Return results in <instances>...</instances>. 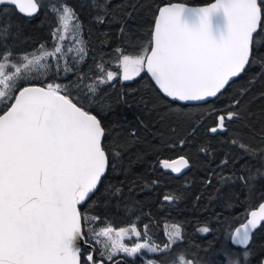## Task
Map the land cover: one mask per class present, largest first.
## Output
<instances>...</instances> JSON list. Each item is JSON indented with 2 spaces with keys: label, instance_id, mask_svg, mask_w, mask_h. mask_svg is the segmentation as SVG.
Instances as JSON below:
<instances>
[{
  "label": "snow or ice",
  "instance_id": "obj_1",
  "mask_svg": "<svg viewBox=\"0 0 264 264\" xmlns=\"http://www.w3.org/2000/svg\"><path fill=\"white\" fill-rule=\"evenodd\" d=\"M111 2L85 0L81 7H91L96 13L92 19L103 24L111 15ZM0 5L14 6L27 17L46 6L56 19L51 47L40 44L24 52L15 51L19 37L12 31V23L0 22V264H120L114 257L121 253V259L130 257L140 264H200L195 245L184 246V231L178 224L170 232L165 230L163 243L156 242L147 224L143 232L136 223L119 230L110 221L99 229L91 226L100 217L82 212V207L109 169L122 168L124 154L140 139L137 126L126 118L102 123L92 112L93 102L103 99L100 88L116 80L118 72L106 70L104 64L111 61L104 58H93L95 71L100 73L95 77L93 66L87 72L77 67L88 60L90 49L83 38L80 14L67 0H47V4L45 0H0ZM131 15L129 12V18ZM119 31L125 43L131 44L133 37L126 26L122 24ZM133 46L139 54H123L119 47L114 50L122 81L147 72L174 106L184 109L191 102L208 104L212 98L225 96L249 68L258 65L264 69V0H215L205 7L170 4L159 9L150 39ZM71 73L72 81L57 82ZM49 76L51 82L43 87H19L21 81ZM255 82L252 79L242 86L239 96ZM244 110L238 98L223 107L213 105L209 114L215 115V124L207 133L214 136L228 131V125L242 118ZM177 115L187 119L183 111ZM139 124L143 126V121ZM197 127L192 128L193 133ZM184 143L180 141L181 147ZM230 143L250 159L241 156L224 173L226 155L217 166L220 171L210 173L206 184L212 183L213 176L217 178L213 195L224 199L225 207L232 206L233 195L239 197L234 189L225 197L221 189L239 183L247 200L264 180V146L257 149L236 138ZM209 147L199 150L208 153ZM162 167L180 173L190 163L180 157L171 163L163 160ZM259 190L264 196V185ZM121 191L117 187L111 193L106 188L102 195ZM179 198L175 194L163 197L169 202ZM250 217L231 235L232 244L244 250L223 251L226 264H242L241 256L243 264H252L258 255L250 242L254 230L264 224V202ZM196 231L207 234L210 228L197 227ZM133 237L137 239L131 245L124 243L125 238ZM145 253L154 255L145 259ZM255 264H264V256Z\"/></svg>",
  "mask_w": 264,
  "mask_h": 264
},
{
  "label": "trees",
  "instance_id": "obj_2",
  "mask_svg": "<svg viewBox=\"0 0 264 264\" xmlns=\"http://www.w3.org/2000/svg\"><path fill=\"white\" fill-rule=\"evenodd\" d=\"M212 1L112 0L108 6L111 15L106 17L103 24L92 19L96 13L91 7H81L85 0H67V3L79 12L84 26L83 38L88 42L90 49L88 60L77 67L80 71L87 72L89 67L93 66L92 76L95 77L100 73L95 71L93 58H104L111 61L104 64L105 69L118 72L116 80L100 88L99 95L103 99L99 103L93 102V114L102 118V123L126 118L137 126L140 137L139 142L124 154L122 168L115 172L109 169L97 191L90 196L81 211L100 217L92 222L91 226L96 229L110 221L114 230L136 223L138 230L143 232V226L147 224L148 232L157 243L166 242L165 230L170 232L173 230L172 225L178 224L184 231V246L192 248L195 245L193 251L197 252L200 264H226L223 251L228 249L242 253L244 250L231 244V234L246 220L248 213L264 201V196L259 190L260 186L264 185V180L258 183V190L247 200L239 183L221 189L225 197H228L230 189L238 193V199L235 195L231 197V207H225L224 199L213 195L218 186L217 178L213 176L210 185L206 182L210 173L220 171L217 166L226 155L228 166L223 168L224 173H227L233 167V162L241 156L250 159L241 149L230 143L233 138L257 149L264 146V69L258 65L249 68L231 89L226 90L227 94L219 99L181 109L156 89L146 72H142L132 81H122L121 70L117 67L119 57L114 52L119 47L123 54H139L137 47L133 45L137 41L150 39L161 6L174 2L204 5ZM45 2L47 4V0ZM52 2L55 3V0ZM129 12L132 13L130 18ZM0 22L12 23V31L19 37L16 52L30 51L40 44L51 47L50 33L56 19L46 6L41 7L39 14L33 18L22 16L12 6H1ZM122 24L133 37L131 44L125 43V37L119 31ZM150 48L151 45H148V50ZM73 79L74 73H71L57 82L68 83ZM252 79H255V84L250 85V90L243 96H239L240 88ZM48 82H51V76L47 79L21 81L19 87H43ZM88 82L86 79L84 91H87ZM237 98L245 109L242 118L233 120L228 125V131L209 135L207 128L215 124V115L209 114L212 106L223 107ZM81 99L83 100V97ZM181 111L187 119L178 118L177 114ZM139 121H143V126ZM195 126L198 127L193 133L192 128ZM181 140L185 141L182 147ZM205 145H210L208 153L199 150ZM180 157L189 160L188 172L176 176L162 168L163 160ZM251 163L257 165L258 161ZM235 168L239 170V164H236ZM117 187L122 188L121 193L102 195L106 188L114 193ZM172 194L180 198L172 202L163 199L165 195ZM203 226L210 228L207 234L196 231L197 227ZM136 239H126L125 243L131 245ZM250 247L258 253L252 260V264H255L256 260L264 256V224L254 232ZM153 255L145 253V259ZM124 259L128 264H140L139 260L134 262L130 257ZM241 260L243 264L242 256Z\"/></svg>",
  "mask_w": 264,
  "mask_h": 264
},
{
  "label": "water",
  "instance_id": "obj_3",
  "mask_svg": "<svg viewBox=\"0 0 264 264\" xmlns=\"http://www.w3.org/2000/svg\"><path fill=\"white\" fill-rule=\"evenodd\" d=\"M215 2V0H213L212 2H210V3H208V4H204V5H189V4H185V3H179V2H174V3H169V4H165V5H163V6H161L159 9H161V8H163V7H165V6H168V5H170V4H177V3H179V4H184L185 6H187V7H205V6H208V5H210L211 3H214ZM1 6V5H0ZM9 6H11V5H9ZM14 7V6H13ZM15 8V7H14ZM16 9V8H15ZM17 10V9H16ZM17 12H18V10H17ZM40 12V11H39ZM39 12L35 15V16H37L38 14H39ZM19 13V12H18ZM22 16H24V17H26V18H33V17H35V16H33V17H27V16H25L24 14H22V13H20ZM158 14H159V10H158V13H157V16H156V19H157V17H158ZM155 19V20H156ZM154 28V27H153ZM149 52H150V50H149ZM147 73V72H146ZM147 75L149 76V78H150V80L152 81V83L154 84V86L156 87V89L165 97V98H167L166 97V95L165 94H163V92H162V90H160L159 89V86L155 83V80H154V78H152L151 77V74L150 73H147ZM28 86H37V87H41V86H38V85H28ZM168 100H170V98H167ZM213 99H215V98H212L211 100H213ZM198 104H203V102H191L189 105H198ZM185 158V157H184ZM179 158H177V159H174V160H168L170 163L171 162H173V161H175V160H178ZM185 159H187V158H185ZM163 168V167H162ZM189 168L190 167H188V168H185V169H183L180 173H176V172H173L171 169H165V168H163L165 171H168V172H170V173H172V174H174V175H176V176H180V175H182V174H184V173H186V172H188V170H189ZM106 175V174H105ZM103 178V177H102ZM264 202V201H263ZM251 211H258V207L256 208V209H253V210H251ZM250 211V212H251ZM250 212L248 213V216H247V218H246V220L243 222V223H246L247 222V220L248 219H250L251 217H250ZM242 223V224H243ZM242 224H240V225H242ZM239 225V226H240ZM238 226V227H239ZM260 228V227H259ZM259 228H257V229H259ZM256 229V230H257ZM256 230H254V232L256 231ZM234 234V231L232 232V234L231 235H233ZM254 234V233H253ZM231 240V239H230ZM231 244H232V242H231ZM233 245V244H232ZM234 247H236V248H240V249H243V247L242 246H238V245H233ZM83 247H85V249H87V246H83ZM116 260H120V262H123V263H125V259H121V257L120 258H118V259H116Z\"/></svg>",
  "mask_w": 264,
  "mask_h": 264
},
{
  "label": "flooded vegetation",
  "instance_id": "obj_4",
  "mask_svg": "<svg viewBox=\"0 0 264 264\" xmlns=\"http://www.w3.org/2000/svg\"><path fill=\"white\" fill-rule=\"evenodd\" d=\"M1 6H9V5H1ZM0 6V7H1ZM13 7V6H12ZM119 256H117L116 258H114V260L118 259ZM120 258V257H119Z\"/></svg>",
  "mask_w": 264,
  "mask_h": 264
},
{
  "label": "rangeland",
  "instance_id": "obj_5",
  "mask_svg": "<svg viewBox=\"0 0 264 264\" xmlns=\"http://www.w3.org/2000/svg\"><path fill=\"white\" fill-rule=\"evenodd\" d=\"M127 238H125V240H126ZM125 240H124V243H125ZM228 250V249H227ZM229 251V250H228ZM234 252V251H233ZM232 251H229V253L231 254V253H233ZM121 254H123V253H121ZM124 255V254H123Z\"/></svg>",
  "mask_w": 264,
  "mask_h": 264
}]
</instances>
